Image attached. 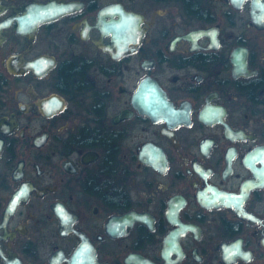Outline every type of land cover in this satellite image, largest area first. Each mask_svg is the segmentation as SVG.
Listing matches in <instances>:
<instances>
[{"label":"flooded vegetation","instance_id":"af4514ba","mask_svg":"<svg viewBox=\"0 0 264 264\" xmlns=\"http://www.w3.org/2000/svg\"><path fill=\"white\" fill-rule=\"evenodd\" d=\"M0 264H264V0H0Z\"/></svg>","mask_w":264,"mask_h":264}]
</instances>
